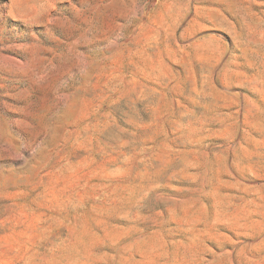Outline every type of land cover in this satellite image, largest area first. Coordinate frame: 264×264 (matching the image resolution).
<instances>
[{
    "label": "rangeland",
    "instance_id": "374dc122",
    "mask_svg": "<svg viewBox=\"0 0 264 264\" xmlns=\"http://www.w3.org/2000/svg\"><path fill=\"white\" fill-rule=\"evenodd\" d=\"M0 264H264V0H0Z\"/></svg>",
    "mask_w": 264,
    "mask_h": 264
},
{
    "label": "crops",
    "instance_id": "0c3cea01",
    "mask_svg": "<svg viewBox=\"0 0 264 264\" xmlns=\"http://www.w3.org/2000/svg\"><path fill=\"white\" fill-rule=\"evenodd\" d=\"M10 1H12V0H10Z\"/></svg>",
    "mask_w": 264,
    "mask_h": 264
}]
</instances>
